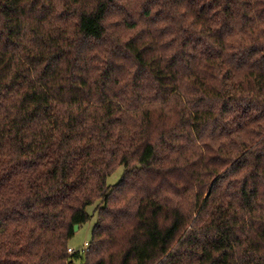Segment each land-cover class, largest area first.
<instances>
[{"label":"trees","instance_id":"obj_1","mask_svg":"<svg viewBox=\"0 0 264 264\" xmlns=\"http://www.w3.org/2000/svg\"><path fill=\"white\" fill-rule=\"evenodd\" d=\"M77 262L264 264V0H0V264Z\"/></svg>","mask_w":264,"mask_h":264},{"label":"rangeland","instance_id":"obj_2","mask_svg":"<svg viewBox=\"0 0 264 264\" xmlns=\"http://www.w3.org/2000/svg\"><path fill=\"white\" fill-rule=\"evenodd\" d=\"M123 171L124 166L118 167L116 171L108 177V184H116L122 177ZM101 206V201H96L94 204L88 207V212L90 213L91 218L87 223L80 226L79 229L75 231L74 237L69 241V249L73 248L84 250L86 248L83 252H86L88 250L89 242L91 241L92 237V231L98 219V211ZM76 264H82V262H77Z\"/></svg>","mask_w":264,"mask_h":264},{"label":"water","instance_id":"obj_3","mask_svg":"<svg viewBox=\"0 0 264 264\" xmlns=\"http://www.w3.org/2000/svg\"><path fill=\"white\" fill-rule=\"evenodd\" d=\"M79 227H80V225L79 224H75V226H74V230L76 231V230H78L79 229Z\"/></svg>","mask_w":264,"mask_h":264},{"label":"built area","instance_id":"obj_4","mask_svg":"<svg viewBox=\"0 0 264 264\" xmlns=\"http://www.w3.org/2000/svg\"><path fill=\"white\" fill-rule=\"evenodd\" d=\"M85 249H86V248H85ZM85 249H84V250H85ZM84 250H83V251H84ZM69 251H70L71 253H73V252L76 251V249L70 248Z\"/></svg>","mask_w":264,"mask_h":264}]
</instances>
